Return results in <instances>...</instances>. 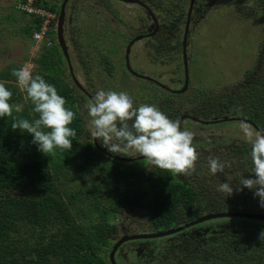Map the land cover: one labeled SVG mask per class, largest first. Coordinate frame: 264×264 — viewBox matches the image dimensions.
Masks as SVG:
<instances>
[{"label":"trees","instance_id":"1","mask_svg":"<svg viewBox=\"0 0 264 264\" xmlns=\"http://www.w3.org/2000/svg\"><path fill=\"white\" fill-rule=\"evenodd\" d=\"M53 1L60 7L64 0ZM36 5L54 10L42 0ZM39 22L37 18L29 19L23 28L29 37L38 31ZM49 49L43 47L40 61L35 60L37 69L39 65L45 69H39L37 75L55 86L66 99V107L76 113L70 126L77 135L71 151L56 148L45 155L32 142L31 134L13 131L14 118L33 121L38 114L12 75L22 66L13 63L0 71V81L6 82L12 92L10 103H23L21 112L0 118V264H111V237L118 233L112 221L143 206L148 227L159 231L176 228L185 219L194 221L207 212L230 211L234 206L241 205L246 213H259V208L248 204L252 191L247 188L242 199H249L237 202L234 195L226 197L216 191L221 182H213L215 187L210 189L207 185L197 187L196 182L180 180L182 174L155 167L149 170L145 160L115 161L96 149L82 137L84 125L76 94L65 79L62 60L58 61L59 69L48 72L49 58L56 59ZM251 75L253 72L248 71L245 78ZM222 94L216 97L218 105L224 98ZM196 97L197 108L203 107L202 93L198 91ZM173 100L181 102L183 108L188 102L196 104L191 102L194 99L190 93L174 99L167 93L161 98L157 88L150 90L149 101L158 102L156 106L166 114L174 112ZM250 152L245 145L239 156L245 160L247 170L253 171ZM247 223L250 228L245 232L233 233L230 227L224 235L215 234L204 242H196V237L175 239L170 244L171 253L166 251L160 263L162 250L154 264L168 260L170 264H264V225Z\"/></svg>","mask_w":264,"mask_h":264},{"label":"flooded vegetation","instance_id":"2","mask_svg":"<svg viewBox=\"0 0 264 264\" xmlns=\"http://www.w3.org/2000/svg\"><path fill=\"white\" fill-rule=\"evenodd\" d=\"M95 1V0H94ZM142 5L139 4H131L138 8L139 12L134 14L133 21L130 22L129 19L122 13L121 9L123 6L121 4L126 5L125 3L121 2L120 0H105L104 2H100L97 5L100 6V10H109L110 13H115L121 18L115 17L114 19L118 22L122 21L124 26L127 29L128 39L125 45L123 59L114 61L113 59V67H108L109 70L106 71L108 65L106 62L101 60L102 52H105L103 49L99 47L98 53L94 51L95 44H97V39L100 38L101 33L100 27L98 25L97 31L94 29H87L86 33L81 32V29L85 28V25H79V23H84V21L89 17V12L80 10L79 8L81 5L86 7V0H80L77 2L73 7L70 9L67 8V16L65 20V38L67 41V46L69 47V55L71 58L72 66L74 69V75L80 77L78 80L81 87L75 85L74 81L72 80V75L69 70V65L64 63V71L66 74L65 79L71 85L77 94V104L79 108V112L83 121L84 125V132L83 138L87 141H91L96 149L101 151L102 153L107 152L111 156L117 159H135L136 157H129V156H122L117 155L109 152L105 147L102 146L101 141L93 140L90 137L89 129L87 127V120L88 115L87 111L84 109V105L88 102H91L92 97L94 96V90L99 89L95 79L100 78L101 76L97 75L93 71V67H99V73L106 76L109 81L112 79H118V77H123L124 79H131L134 81L135 85L138 86L139 89L147 90V95L144 96L142 99L137 100L134 105L139 107L142 104H150L156 106L158 102H150V90L151 89H158V93L161 94V98L167 93L172 95L175 99L176 96L186 95L190 93L194 100L191 102L196 103L192 104L190 102L186 103L185 108L181 106V102H176L173 100V113L165 114L173 120H179L183 116H188L192 118H196V120L185 119L180 122L182 129L187 128L190 131H194L196 133V137L194 139V145L197 148L199 153V159L205 158L203 154H206L207 157L209 156H216L214 155V150L216 149V145L208 144L209 149L199 148L200 146V138L203 139L202 132L204 128H215L219 125H224L228 122H221L224 121V118L229 119H241L247 121L248 124L252 125L253 128L257 130H264V119L262 114H264V43L262 48L260 49L256 60L254 69L252 70L253 75L250 76L249 79L244 78L243 81L238 83L234 88L235 89H228V92L223 93L224 95L221 105L216 103V97L211 95L210 93L207 94V98L203 99V103L207 104L209 108H213L216 112L211 113L210 110L207 108V114H203L204 107L196 108L198 104L197 92H192V88L187 90L184 94H174L173 91H180L182 90L185 82V64H184V40L185 35H187V60H188V73H190V57H189V48L191 50L192 43H193V35H192V28L198 22H201V18L207 16L212 9L217 5L218 2L221 0H139ZM129 5V4H128ZM234 9L243 10L245 9L247 13L250 15L254 13L256 15L258 13H264V0H254L252 5L247 3L241 2L240 0H235L233 2ZM73 10V11H72ZM77 11V14L75 13ZM135 13V12H134ZM100 14V13H99ZM125 16V17H124ZM79 20V21H78ZM120 20V21H119ZM125 21V22H124ZM120 22V23H122ZM57 25V23H56ZM183 32V40L180 46V51L182 54V60L180 59L179 62L165 60L163 56H166L167 53L170 55V52L167 51V47L165 46L166 43L164 41L166 39L171 40L172 45L176 44V39L178 35ZM124 35V33H123ZM122 36V35H121ZM88 39L89 42L87 44L88 48L91 49H82L81 42L85 39ZM142 38V39H141ZM136 39H140L139 41L135 42L131 47V52L129 55L130 67L132 71L135 73H131L128 70L127 62H126V54H127V47L133 43ZM144 42L145 48L140 50L139 56L136 55V50H133L137 44ZM153 48L154 51H151ZM136 49V48H135ZM93 56H91V52ZM103 57V56H102ZM132 60L137 65L135 67L132 64ZM121 61V70H117L119 65L116 62ZM93 66V67H92ZM169 68V69H167ZM174 71L176 72V77L174 75ZM149 73V74H147ZM145 76L147 78H151L152 81H148L142 78ZM190 77V76H189ZM116 84V82H115ZM115 84H111L108 88H114ZM169 85V86H168ZM242 91V93H240ZM144 91V93H146ZM237 92V93H236ZM236 95L234 98L231 96ZM209 97V98H208ZM237 99L238 101L231 104L232 99ZM190 105V108L187 106ZM234 109V114L237 116H230L226 114H220L223 112H229L230 110ZM170 110V107H169ZM219 114V115H218ZM212 115V116H211ZM218 120V121H216ZM221 122V123H220ZM232 123H240L239 121L230 122ZM202 133V134H201ZM222 140L225 139L224 136L221 138ZM239 143H234L231 146V149L223 156H220L222 160L227 161H235V164L231 169L226 168V173L234 174L236 171L241 172L243 175L250 176L253 174V171L247 170V166L245 160L239 156V150L242 149L246 143H240L241 141H237ZM202 145V144H201ZM251 149V145H247ZM220 150V148H218ZM105 154V153H104ZM108 156V155H107ZM109 156V157H110ZM113 156V157H112ZM115 160V159H114ZM118 161V160H115ZM146 161V160H145ZM121 162V161H120ZM133 162V161H132ZM127 163V162H125ZM131 163V162H129ZM198 163L196 165V170L191 175H182L179 179L186 180V182L191 183L197 180L196 175ZM146 167L150 170L153 168L146 161ZM208 174L210 177H213L209 171ZM222 176L223 174H219ZM200 179V177L198 176ZM207 178H202L201 181H205ZM206 186L210 189V184L199 183L197 187ZM246 192V188L239 192L240 196H244ZM228 200H230L228 198ZM234 201H237L235 199ZM242 200L240 202H243ZM230 203V201H228ZM146 208L139 207L133 213H122L119 218H122L124 224L121 226V231L114 236L111 237L112 245L111 250L115 244L123 237L133 234H141V233H133L131 232V226L137 225H148V222L144 220V211ZM224 212H238V213H246L244 212L243 208L240 206H234L230 209V211H223V212H215V213H224ZM249 212V211H247ZM256 214V213H255ZM259 215H264V210L262 207H259ZM204 216V215H203ZM140 219V222L138 221ZM199 219V218H198ZM197 220V219H195ZM219 220H226L223 224H216L211 225L210 222H215ZM235 220H239L238 218L232 219H218L213 220L199 226L193 227L185 232H182L178 235L168 237L167 239H157V240H148V241H137V242H127L123 244L116 253V262L117 264H154L155 258L159 252L164 250V247L170 246L173 244L174 240H183L184 238H194L196 237V242H204L205 240L209 239L213 235H224L228 228H233V233L236 231H246L249 230L247 227H243L245 225H238L239 223ZM247 220V219H246ZM252 221V220H250ZM189 222V219H185V221L179 225L183 226ZM261 222V221H258ZM141 223V224H140ZM219 223V222H217ZM264 223V222H261ZM249 224V223H247ZM141 227V226H140ZM177 228V227H176ZM250 228V227H249ZM257 228V227H255ZM173 229V228H172ZM170 230V229H168ZM208 230V231H207ZM167 231V230H165ZM155 232H162L159 230H154L152 228L146 230L142 233H155ZM110 255V253H109ZM133 257H130V256Z\"/></svg>","mask_w":264,"mask_h":264},{"label":"rangeland","instance_id":"3","mask_svg":"<svg viewBox=\"0 0 264 264\" xmlns=\"http://www.w3.org/2000/svg\"><path fill=\"white\" fill-rule=\"evenodd\" d=\"M42 1L47 2L48 7L54 8L53 11L56 14H60L61 5L58 7L55 5L56 3L53 0ZM104 1L105 0H86V7L84 8L83 5H81L79 11H88L89 17L84 21V23L78 22V24L85 25V28L81 29V32L83 33H86L89 28L97 31V27L99 25L101 33L98 34V36H101L97 39L94 51L98 53L99 47L105 51L102 52L103 57L101 56V60L107 63L108 66L105 67L107 71L109 70L108 67H113V59H115L114 61H122L125 45L129 37L127 29L123 25L124 23L119 20L122 22L120 23L114 19L115 17H121L113 12L110 13L111 11L109 10H100V6L97 4ZM234 1L235 0H221L212 9V11L207 14V16L201 18V22H198L192 28L193 43L191 50L189 48V57L191 59L189 65L190 88H192V92H201L204 97L203 99L207 98L208 93L214 97H219L222 93L228 92V89H235L234 87L243 81L246 73L254 69L256 57L264 43V13L256 12V15H254V13L250 15L245 9L240 12V10H237L240 8L234 9L232 6ZM240 1L252 5L254 0ZM18 2H20V0H0V71L5 69L9 64L16 63L19 64V66H25V63L30 61L32 62L33 67L31 68L29 66L28 68L32 72L35 71L33 72V75H37L39 69L40 72H45V69L41 65H39V68L37 69V63H35V60L37 59L40 61L41 57L39 54H35L37 51L34 52L30 43L31 36L29 37L28 33L23 30L24 26L28 24L29 19H34V17H25V15L20 14L17 11ZM77 2H80V0H77ZM121 6H123L121 9L122 13L130 20V22L133 21L134 14L139 12L138 8L132 6L131 4H121ZM75 13L77 14V11ZM56 27L57 25L55 24V28L50 36L53 47L49 49L55 53L54 56H56V59H54V57L49 58V64L47 65L48 72H53L59 69L57 64L60 63V60H62L63 64L65 62V58L58 46ZM182 40L183 32L178 35L175 45H172L171 40L169 39L164 41V43H166L165 46L168 48L167 51L170 52V55L167 53L166 56H163L165 60L170 59L171 61L177 62H179L180 59L182 60V54L180 51ZM88 42L89 40L87 38L81 42V48L84 50L91 49L87 47ZM135 48L133 50H136V55L139 56L140 50L145 48L144 42L137 44ZM151 51H154L153 48ZM93 53L94 52L92 51L91 56H93ZM121 61L116 62L119 65L117 70H121ZM132 64L137 67L134 60H132ZM93 71L102 77V79H95L99 89H95L94 94L97 90H114L117 92L123 91L128 93L133 98L134 103L147 95V90L139 89L131 79L118 77L117 81L116 79L109 81L105 75L99 73L100 70L98 66L96 68L93 67ZM174 75L176 77L175 71ZM77 79L79 80L80 77L77 76ZM111 84H115L114 88H108ZM144 91L146 93H144ZM231 96L234 98L236 95L234 96L231 94ZM24 101H26V96L24 97ZM15 105L23 107V103H16ZM206 105L207 104L203 105L204 115L207 114V108L212 114L216 112L213 108H209V106ZM187 107L190 108V105ZM234 112L235 110L232 109L229 112H223L220 114L237 116ZM262 117L264 119V114H262ZM202 133L201 134L204 138H200L199 142L202 145L200 144L201 147L199 148L203 147V149L210 150V148L206 145L214 144L217 146L214 150V155L219 157L222 155L224 156L231 149V146L234 143H239L237 141L250 145L244 139L240 123L231 124L228 122L215 128H204ZM222 136L225 137L224 140L221 139ZM218 148H220V150H218ZM203 156L205 158L198 160L200 163L198 164V175H196L197 180L195 181L197 185L202 182H207L211 187H213V182H227L224 174L222 176L219 174L213 177L209 176V169L207 167L208 157L206 154H203ZM202 178L207 179L205 181H201ZM239 192L240 191H235V193H233L237 202L249 199V197L247 199H242L246 196H240ZM248 204L252 207L261 208L259 199L254 196L253 191ZM207 214L212 213L207 212L204 215ZM138 221L140 222V219ZM225 222L226 220H219L210 223L211 225H216L223 224ZM234 222H236V220ZM237 222L239 223L238 225H245L243 227L249 226L247 222H255L257 224L264 225V223L250 220H245V222L238 220ZM111 224L115 225L120 232L124 221L122 218L118 217L115 218ZM148 229H150L148 225L142 227V225L135 224L131 226V232L133 233H142ZM175 241L176 240H174V242ZM166 251L171 253V247H164L162 257L159 260L160 263L163 256L166 254ZM159 254L160 252L158 253V256ZM100 255H102V252H100ZM130 257L133 256L131 255ZM164 264H170L169 260L164 262Z\"/></svg>","mask_w":264,"mask_h":264},{"label":"clouds","instance_id":"4","mask_svg":"<svg viewBox=\"0 0 264 264\" xmlns=\"http://www.w3.org/2000/svg\"><path fill=\"white\" fill-rule=\"evenodd\" d=\"M56 15L58 21L59 14ZM12 75L26 91L34 105L33 111L38 114L33 121L14 118L12 130L31 134L32 142L45 155L56 148L71 151L77 133L70 125L76 113L66 107V99L42 76L33 75L27 66L14 69ZM11 98L12 92L6 87V82L0 81V118L13 117L14 111H22L20 105L10 103ZM84 109L88 115L90 137L101 141L109 152L129 157L142 156L153 167L174 174L191 175L196 170L199 160L194 145L196 133L182 129L179 120L170 119L157 106L142 104L136 107L126 92L97 90ZM240 128L244 139L251 145L253 174L246 177L239 171L226 173V168L231 169L235 161L222 160L219 156H209L207 167L212 176L224 174L226 177L227 182L217 185V192L227 197L247 188L253 191L264 208V130H257L247 122H241Z\"/></svg>","mask_w":264,"mask_h":264},{"label":"water","instance_id":"5","mask_svg":"<svg viewBox=\"0 0 264 264\" xmlns=\"http://www.w3.org/2000/svg\"><path fill=\"white\" fill-rule=\"evenodd\" d=\"M121 2L125 3V4H139L142 5V3L139 0H120ZM77 3V0H64L62 5H61V11L58 17V21H57V27H56V31H57V42H58V46L65 58V62L66 64H68L69 66V70L70 73L72 75V80L74 81L75 85H78V87H81V85L78 82V79L75 77L74 75V69L72 66V62H71V58L69 55V47L67 46V41L65 38V20H66V16H67V8H71L73 7L75 4ZM143 6V5H142ZM73 11V10H72ZM142 39V38H141ZM140 39H136L133 43H131L128 47H127V54H126V62H127V67L128 70L135 74L131 67H130V61H129V55L131 52V47L133 46V44L137 41H139ZM187 35H185V40H184V44H183V48H184V64H185V82H184V86L182 88V90L180 91H173L174 94H184L185 92H187V90L189 89V85H190V77H189V73H188V60H187ZM143 79L148 80V81H152L151 78H147L145 76H142ZM192 117H188V116H183L180 119V122H182L185 119H190ZM193 120H196V118H192ZM218 121V120H216ZM234 121H239V122H247L241 119H229V118H224V121L221 122H234ZM220 122V123H221ZM106 155L110 156L109 154H107V152H104ZM111 157V156H110ZM113 157V156H112ZM115 160L121 161V162H132L135 160H144V157L142 156H138L136 157L134 160L133 159H117L115 157H113ZM232 218H239V219H247V220H252V221H261L264 222V215H259V214H255V213H238V212H224V213H212V214H207L204 216H201L199 219L194 220L192 222H189L183 226L177 227V228H173L167 231H162V232H155V233H141V234H133V235H128L126 237L121 238L113 247L112 251L110 252L109 258H110V262L111 264H117L116 262V253L118 251V249L125 243L127 242H137V241H148V240H157V239H167L168 237H172L175 235H178L182 232H185L193 227L199 226L201 224L213 221V220H218V219H232Z\"/></svg>","mask_w":264,"mask_h":264},{"label":"built area","instance_id":"6","mask_svg":"<svg viewBox=\"0 0 264 264\" xmlns=\"http://www.w3.org/2000/svg\"><path fill=\"white\" fill-rule=\"evenodd\" d=\"M37 0H21L18 2L17 11L27 17H34L39 19V29L33 35L36 50L39 51L43 47L51 48L53 43L51 41V34L57 22V15L45 7L36 5Z\"/></svg>","mask_w":264,"mask_h":264},{"label":"crops","instance_id":"7","mask_svg":"<svg viewBox=\"0 0 264 264\" xmlns=\"http://www.w3.org/2000/svg\"><path fill=\"white\" fill-rule=\"evenodd\" d=\"M25 27H26V25L24 26V28H25ZM30 41H31L30 43H31V45H32V47H33V49H34V52H35L36 47L34 46V41H33L32 37L30 38ZM41 53H42L41 51H39V52H35V54H39V55H40ZM30 60H31V58H30ZM30 63H31V64H30ZM25 64H26L25 66H27V67H29V66H30L31 68L33 67V66H32V62H30V61H28V62L25 63ZM22 67H24V65H23Z\"/></svg>","mask_w":264,"mask_h":264}]
</instances>
